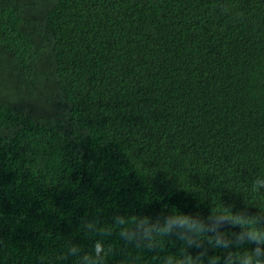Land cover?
Wrapping results in <instances>:
<instances>
[{
  "label": "trees",
  "instance_id": "obj_1",
  "mask_svg": "<svg viewBox=\"0 0 264 264\" xmlns=\"http://www.w3.org/2000/svg\"><path fill=\"white\" fill-rule=\"evenodd\" d=\"M258 170L264 0H0L8 264L61 243L93 197L156 212L196 196L141 206L159 199L149 184L158 195L175 179L194 192L190 179L240 190Z\"/></svg>",
  "mask_w": 264,
  "mask_h": 264
},
{
  "label": "clouds",
  "instance_id": "obj_2",
  "mask_svg": "<svg viewBox=\"0 0 264 264\" xmlns=\"http://www.w3.org/2000/svg\"><path fill=\"white\" fill-rule=\"evenodd\" d=\"M190 183L198 190L185 189L175 179L159 195L149 184L147 191L159 199L139 201L141 206L180 190L196 196L194 202L185 200L183 207L169 199L156 212L129 211V205L108 203L111 196L100 202L93 197L89 211L76 218L74 228L68 220L72 230L60 232L62 242L35 251L29 264H264V170L256 171L240 190L235 185L209 187L191 179ZM75 204L85 209V202L76 199ZM11 257L12 251L6 249L0 264H8Z\"/></svg>",
  "mask_w": 264,
  "mask_h": 264
}]
</instances>
